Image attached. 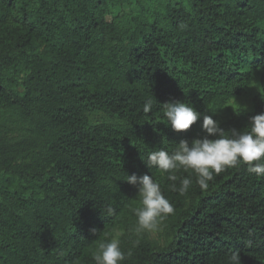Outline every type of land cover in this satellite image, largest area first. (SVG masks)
<instances>
[{
  "label": "trees",
  "instance_id": "1",
  "mask_svg": "<svg viewBox=\"0 0 264 264\" xmlns=\"http://www.w3.org/2000/svg\"><path fill=\"white\" fill-rule=\"evenodd\" d=\"M257 69L253 108L238 106L225 130L264 112V0H0V264H96L112 238L120 264H230L234 251L264 264V175L241 163L201 190L191 169L144 162L205 135L201 121L174 131L162 103L217 121ZM95 111L116 121L93 123ZM133 173L173 205L154 230H137Z\"/></svg>",
  "mask_w": 264,
  "mask_h": 264
},
{
  "label": "clouds",
  "instance_id": "2",
  "mask_svg": "<svg viewBox=\"0 0 264 264\" xmlns=\"http://www.w3.org/2000/svg\"><path fill=\"white\" fill-rule=\"evenodd\" d=\"M162 106L165 124L170 125L174 131L188 130L197 121H201L200 126L205 135L194 138L191 142L181 139L171 152L164 148L151 151L147 154V159H143L148 168L155 167L164 173H171L179 168L191 169L201 190L208 188L214 174L218 175L225 168L236 167L241 163L248 166L250 173L264 175V112L249 118L247 130H225L211 115L197 111L184 101L170 100L162 103ZM152 107L153 101L149 99L144 103L143 111L148 113ZM169 178L176 180L175 175H170ZM124 180L138 186L140 204L133 209L138 231L154 230L158 218L173 213V205L164 196L160 184L152 175L127 174ZM191 183L189 177L182 178L178 191L183 194ZM173 189L176 190L175 185ZM92 258L96 264H120L125 259V254L121 250L119 239L112 238L100 241L98 251ZM229 261L230 264H241L240 253L232 252Z\"/></svg>",
  "mask_w": 264,
  "mask_h": 264
},
{
  "label": "rangeland",
  "instance_id": "3",
  "mask_svg": "<svg viewBox=\"0 0 264 264\" xmlns=\"http://www.w3.org/2000/svg\"><path fill=\"white\" fill-rule=\"evenodd\" d=\"M139 9L137 4H125L118 7V12H129L132 10ZM111 19V16H108ZM261 89V71L259 69L254 71L253 78L250 81L249 87L245 93L235 98H232L217 114V121L221 122L236 112L238 106H244L246 109L251 110L253 108V97ZM90 119L93 123L109 121H116L115 118L109 116L102 111L91 112ZM153 235L156 237H161L164 243L170 239L168 234L159 235V231H153Z\"/></svg>",
  "mask_w": 264,
  "mask_h": 264
}]
</instances>
